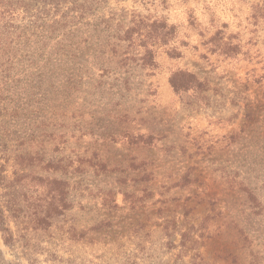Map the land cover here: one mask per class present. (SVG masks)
Returning <instances> with one entry per match:
<instances>
[{"label":"rangeland","instance_id":"obj_1","mask_svg":"<svg viewBox=\"0 0 264 264\" xmlns=\"http://www.w3.org/2000/svg\"><path fill=\"white\" fill-rule=\"evenodd\" d=\"M89 4L81 16L20 12L0 32L7 170L31 137L67 167L38 174L68 179L72 204L48 231L11 219L3 259L264 264V0ZM217 32L228 56L208 42ZM177 70L204 88L174 93Z\"/></svg>","mask_w":264,"mask_h":264},{"label":"trees","instance_id":"obj_2","mask_svg":"<svg viewBox=\"0 0 264 264\" xmlns=\"http://www.w3.org/2000/svg\"><path fill=\"white\" fill-rule=\"evenodd\" d=\"M89 2L93 0H0V32L4 31L3 25H9L20 12L29 15L33 10L37 20L38 15L50 10L54 13L60 10L66 13L73 11L81 16L89 10L86 8L90 5ZM219 35L217 32L208 42L216 44V50L223 56H228L233 49ZM169 85L174 93L185 94L204 88V81L193 73L177 70L170 74ZM30 138L27 140L26 135L18 138L13 163L9 165L10 171L7 170L10 157L6 154V146L0 145V151L4 153L3 163L0 164V190L3 191L0 194V233L4 244L7 245L15 241V233L9 222L11 219L17 224L25 225L23 228L25 231L29 229L34 232L48 231L53 217L62 215L64 211L72 208L68 199L70 188L68 179H49L38 174L40 171L59 173L67 171V167L63 165L62 160L46 159V154L41 151L42 145L34 144ZM153 140L151 136H137L131 142L151 146ZM111 194L113 195L112 191L104 193V196L109 197V202L108 199H105V202L109 208L116 209L117 206L112 205L110 200ZM124 197L133 198V195L124 194ZM138 202L135 200L130 203L135 208ZM0 264L12 263L5 261L0 253Z\"/></svg>","mask_w":264,"mask_h":264}]
</instances>
